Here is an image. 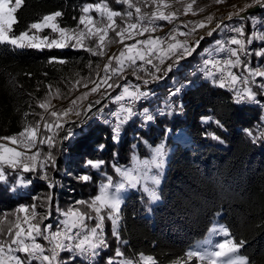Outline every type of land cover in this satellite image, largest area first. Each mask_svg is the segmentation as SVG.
<instances>
[{"label":"snow or ice","instance_id":"obj_1","mask_svg":"<svg viewBox=\"0 0 264 264\" xmlns=\"http://www.w3.org/2000/svg\"><path fill=\"white\" fill-rule=\"evenodd\" d=\"M195 2L196 0H192L184 7L185 15L191 12L192 16H196L197 12L204 11L202 8L194 9ZM216 2L219 3L220 0ZM24 3L25 0H0V45L9 46L13 50L73 48L89 52L92 56H107V63L103 66L102 75L97 65L95 78L81 77L74 83L66 81L65 83L71 85L67 94L62 93L59 87L55 88L53 93V85L49 83L48 91L37 101L38 108L43 110L41 113H35L39 120L34 124L26 122L16 134L0 136V181L7 180L5 167L10 168L13 173L17 170L22 173L39 172L41 179L49 180V166L56 167V157L52 149L57 147V139L66 140L73 136L71 129L66 128L69 122L66 118L74 115L87 120L88 114L98 105L100 107L97 112L92 114L98 115L105 124L111 125V138L116 143L119 142L124 125L133 117H140L142 124L146 125L155 121L158 115L172 116L182 113L183 103H176L172 97L178 96L185 85L170 91L168 98L153 111L147 107L137 111L136 106L154 95L148 85L164 79L174 68L179 67L181 60L190 56L199 47L204 35L199 34L198 29H206L208 36L219 32L222 37L215 41L214 48L204 50L202 53L204 58L202 64L198 66V72L212 84L232 91L235 103H259L253 85L264 90V82H258L257 79L264 78V64L253 65L252 57L254 55L257 58H264V48L253 50L249 46L254 40L264 43V29L257 27L254 17L247 18L253 21L252 30L247 33L244 23L232 26L224 23L223 19L209 27L214 19L212 15L206 16L203 20L174 24L173 22L179 19V13L165 11L169 8L166 0H136V3L132 0H117V3L127 6L123 12L113 10L107 0H100L98 3H88L80 8L79 17H73V20L77 21L75 27L63 26L60 22L64 16L63 10H53L30 22L25 29L16 32L15 25L19 23L17 13ZM257 5L264 8V0H252L236 13H229L225 19L231 20L234 15L239 16ZM142 6H154L155 10L142 11ZM93 12L95 16L92 15ZM117 18L120 23L117 22ZM160 21L167 22L173 27L166 35H151L163 27L158 23ZM225 31L230 35L224 36ZM110 32L119 38L118 41L109 36ZM146 33L149 34L147 38L138 39ZM193 35L197 38L189 43L188 38ZM178 36L185 39L179 40ZM126 40L134 42L125 43ZM116 43L123 45L119 54L113 52L112 55H108L106 50ZM49 63L65 64L67 61L51 57ZM88 67L91 69V61ZM129 70L138 83H133L128 78ZM120 81L126 83L121 84ZM80 87L87 90L71 98L70 94L78 91ZM116 89L120 91L113 96L111 93ZM93 94H98V98L90 99ZM29 96L32 94L29 93ZM57 98L68 100L69 106L63 110H56L52 100ZM105 99L118 104V108L110 111L107 117L104 110L108 105L102 104V100ZM84 101L88 103L85 105ZM45 113L50 118H46ZM31 114L24 113L23 119L27 121ZM212 119L211 116L202 117L205 123ZM71 123L79 125L82 121L77 119ZM215 124L221 129L224 128L219 120H215ZM245 132L253 143L264 137V133L255 135L251 129H245ZM61 133L64 135L61 136ZM206 135L220 143L224 142L215 133ZM144 143L150 153L149 156L141 159L139 154L134 152L130 166L113 163L111 167L119 179L114 181L112 175L105 173L97 194L90 200H77L63 211L57 207L58 217L55 226L51 222L45 223L53 219L51 196L46 197L40 204V207L45 209L43 212L37 211L36 203L19 205L15 210L14 220L9 221L6 228L3 224L8 221V216L5 215L4 221H0V264H69L70 261L75 264H96L101 252L110 247L105 232L106 222H110L112 237H115L117 242L127 244V241H121L120 233L122 206L125 201L123 194L129 190L143 193L147 197L145 211L151 212L152 208L148 205L161 198L160 185L169 152L163 141L155 146L148 144L147 141ZM44 145L48 148L46 153L41 151ZM104 147L103 144L100 145L101 150ZM113 155L115 157L117 154ZM105 163L106 161L102 159L86 161L88 167L96 170L102 169ZM79 179L88 182L92 177L84 174ZM31 183V179L26 180L20 175L11 190L16 191L17 186L26 187ZM48 187L52 188L54 184L49 182ZM144 195L141 196L142 203ZM78 205L85 207H77ZM216 215L219 216L220 213L217 212ZM217 236L223 239L213 242V237ZM244 247L245 241L237 240L228 226L214 222L202 245L193 246L186 252L185 257L175 264H191L193 259L199 264H252L248 256L241 254ZM63 253L70 255L65 257L62 256ZM105 264H156V259L152 255L140 253L138 259L134 260L126 257L117 246L114 254L106 257Z\"/></svg>","mask_w":264,"mask_h":264},{"label":"trees","instance_id":"obj_2","mask_svg":"<svg viewBox=\"0 0 264 264\" xmlns=\"http://www.w3.org/2000/svg\"><path fill=\"white\" fill-rule=\"evenodd\" d=\"M89 1L94 0H25L17 13L19 23L15 25V31L25 29L30 22L53 10H63L60 21L63 26L75 27L77 21L73 17L78 18L80 8ZM114 5L117 11L126 10L122 4ZM248 17L241 21L250 23ZM248 28L247 25L246 32ZM112 35L115 37L110 32L109 36ZM197 50L199 47L180 63L196 58ZM51 57L64 59L67 63H49ZM104 57L73 48L13 50L0 45V136L16 134L26 122L34 124L38 120L35 113L41 110L37 101L44 97L49 83L53 85V93L59 87L67 94L71 85L65 82L74 83L81 77L94 78L97 65ZM90 61L91 69L88 67ZM191 79L178 96L172 97L176 103H183L182 113L158 115L155 121L146 125L142 120L138 124L129 121L124 125L118 143L113 142L108 125L95 123L76 135L70 144L54 148L60 152L56 167L50 168L49 180H60L64 187L56 188L52 194L45 186L46 180L40 176L19 170L13 173L5 167L7 180L0 181V216L2 212L4 216H12L19 203H36L37 210L43 212L45 209L40 207L39 197L53 195L65 201L85 190L92 195L104 181V174L112 172L110 164H128L134 149L139 155H148L145 141L151 145L163 141L169 153L160 185V200L149 204L152 211L147 212L146 195L137 191L125 195L120 233L121 241H127V244L117 242L125 256L136 260L144 253L155 257L156 264H175L185 257L192 244L205 236L216 213L222 212L220 220L237 240L245 241L241 254L248 256L252 264H264V137L253 143L245 132V129H251L255 135L264 133V114L254 105L235 103L231 91L212 85L209 80ZM155 97L146 104L151 107V102L158 101L157 106L161 105L162 95ZM26 112L32 113L27 121L23 119ZM206 116L213 119L205 123L202 117ZM215 120H219L224 128L217 127ZM178 132L183 138L179 139ZM207 133H215L224 142L213 140ZM101 144L105 146L103 150ZM113 153L117 155L114 157ZM98 159L106 161L102 169L86 165V161ZM76 174H88L92 179L78 183L73 178ZM20 175L26 180L31 179L32 183L12 191ZM142 195L144 203L141 202ZM53 207L52 201V217L55 215ZM5 223L7 225L8 221ZM107 256H110L108 252L97 257L96 264H105ZM191 264H197L196 260L193 259Z\"/></svg>","mask_w":264,"mask_h":264},{"label":"rangeland","instance_id":"obj_3","mask_svg":"<svg viewBox=\"0 0 264 264\" xmlns=\"http://www.w3.org/2000/svg\"><path fill=\"white\" fill-rule=\"evenodd\" d=\"M98 2H100V0H94V1H89V2H86V3H84L83 5H82V7L85 5V4H88V3H98ZM192 2V0H166V3H168L169 4V8L168 9H165V11H178V13H179V15L180 16H183V18H186L185 20H181L180 22H187V21H189V20H203L206 16H208V15H212L213 16V18H215V17H217V16H220V17H227L228 16V14L229 13H236L238 10H239V8H242V7H244V5L245 4H247V3H251L252 2V0H220V2L219 3H217L216 2V0H196V2L193 4V8L194 9H204V11L203 12H197V15L196 16H192V14H191V12H189L187 15H185L184 13H183V9H184V7L188 4V3H191ZM107 3L109 4V6L111 7V8H113V10H116V6L114 5V3L116 4L117 3V0H107ZM133 3H136V0H133ZM117 4H119V3H117ZM142 8L143 9H148V10H151V11H153V10H155V7L154 6H152V7H143L142 6ZM262 14H264V10H262V12H261ZM92 15H96L94 12L92 13ZM223 15V16H222ZM250 16V17H254V18H256V19H259L260 17H261V14H260V12H258V13H255V14H246V16ZM246 18V17H245ZM245 18H242V17H239V18H237V16L236 15H234L233 16V18L231 19V20H229V22H227L226 24H229V25H232V24H236V25H239V24H241V23H244L245 24V26H249V28H250V23H247V22H245V21H241L242 19L243 20H245ZM225 21L227 20V19H224ZM238 20H240V21H238ZM228 21V20H227ZM117 22L118 23H120V20H119V18H117ZM160 22H163V21H160ZM179 22V23H180ZM249 28H248V30H247V32L249 31ZM182 30H185V29H182ZM202 29H198V33H200V31H201ZM205 33V32H204ZM113 36V35H112ZM195 35H193V36H191V37H189L188 39L189 40H191V38H193ZM113 38H116V37H114L113 36ZM222 37H221V34L219 33V32H216V33H214L213 34V37H211V38H205L204 37V41H202V42H200V45H201V43H202V46L200 47V45H199V50H197V52H196V58H193V59H191V60H188L186 63H180L179 64V67H177V68H175V70L170 74V76H169V78L168 79H166L165 81H162V82H159V83H157L153 88H156L155 90H153V88L151 89V90H153L152 92L154 93V95L153 96H150L147 100H144V102H142V103H140V106L138 107V109H137V111H142V109H143V107H147V108H149V110L150 111H153V110H155L156 109V107H157V105H158V101H153V102H151L152 103V106L151 107H153V109H151V107L148 105V104H146L147 102H149V100L151 99V98H153V97H155L156 96V94H161L162 95V100L160 101L159 100V104H162L163 103V101L165 100V98H167L168 96H169V92L170 91H172V90H174L176 87H180L181 85H185L187 82H191L193 79H191V77H194V75L193 74H191V75H189L188 74V76L186 77L185 76V74L187 73V71H188V69L189 68H191L193 65H194V63H195V61L198 59V58H202V53H204V50L205 49H209V48H212L213 46H215V41L217 40V39H221ZM119 39V38H118ZM177 39H179V40H183V39H185L184 37H182V36H178L177 37ZM118 41V40H117ZM119 43H116V44H113V45H111L106 51H107V53H108V55H112V49H114V47H116L117 45H118ZM198 48V47H197ZM107 56H105L104 57V59H103V61L101 62V64L99 65V72L101 73V75H102V73H103V66H104V64L107 62ZM106 60V61H105ZM105 61V62H104ZM104 62V63H103ZM129 76L131 77V78H133L134 80H135V78L134 77H132L131 76V72L129 71ZM141 75H143V73H141ZM185 76V77H184ZM190 76V77H189ZM96 77V76H95ZM94 77V78H95ZM210 81V80H209ZM210 83H211V81H210ZM212 85H214V84H212ZM171 86H175V87H171ZM91 87V85H89V88ZM87 89H84L83 87H80L79 89H78V91H76V92H73V93H71L70 95H71V98H74L76 95H78L80 92H83V91H86ZM101 91H103V89H101ZM113 93V92H112ZM98 97V94H93L91 97H90V99H92V98H97ZM156 98V97H155ZM155 100V99H154ZM151 101V100H150ZM88 101H84L83 103L84 104H86ZM52 103L55 105V109L56 110H63L64 108H67L68 106H69V102H68V100H65V99H53L52 100ZM155 108V109H154ZM41 110V112H43V110L42 109H40ZM40 112V113H41ZM45 115V117L46 118H50V117H48V114L47 113H45L44 114ZM77 117H75L74 115H72V116H69V117H67L66 119L70 122V121H72V120H75ZM38 120H39V117H38ZM141 120V118L140 117H133L132 118V120H130V121H133V122H137V124H138V122ZM68 124V123H67ZM105 125H108L109 126V128H110V130H109V134H110V136L112 137V130H111V125H109V124H105ZM41 130H42V125H41ZM264 132V131H263ZM180 132H178L177 133V136H179V139H180V137H182L181 136V133L179 134ZM183 138V137H182ZM153 146H155V145H153ZM57 148H61L60 146H59V142H58V139H57ZM22 150V149H21ZM145 150L146 149H144V152H145ZM148 150V149H147ZM146 150V151H147ZM33 151H35V149H33ZM41 151H42V153H46L47 151H48V148H47V145H44L42 148H41ZM52 152H53V155L57 158L58 156H59V153L58 152H60V151H55V149H52ZM134 152H136L137 153V151H136V149H134L133 151H131L130 152V162L128 163V164H123V165H121V166H130L131 165V163H132V155H133V153ZM169 153V152H168ZM150 155V153L148 152V155H139L140 156V158L141 159H144L145 157H147V156H149ZM112 164H110V166H111ZM119 165V164H118ZM50 168H51V166H49V169H48V174H49V172L51 171L50 170ZM111 168V170H112V172L110 173V174H108V175H112L113 176V179H114V181L115 180H118L119 179V177L115 174V172L113 171V168L112 167H110ZM164 171H165V167H164V169H163V175H164ZM34 174H36V175H38V176H40L41 174L38 172V173H34ZM81 175H84V174H81ZM81 175H74L73 176V178L75 179V181L76 182H78V183H84V181H82V180H80L79 179V177L81 176ZM163 177V176H162ZM46 181H48V180H46ZM49 181H51V180H49ZM56 183H57V188H58V190L61 188V186L62 187H64V185H63V182L62 181H60V180H58V181H55ZM16 184V183H15ZM17 187H19V186H17ZM27 187V186H26ZM26 187H24V188H26ZM98 188H99V186L98 187H96L95 188V192L92 194V195H90V192L88 193V190H85V191H80V192H78L77 193V196L76 197H74V198H66V200L65 201H60L59 200V198L56 196H53V195H48V196H53L52 197V201H53V205H54V207H53V209L55 210V215H54V217H56V219H57V217H58V213H57V211H56V209H57V207H59V209L61 210V211H63V210H66L69 206H71V205H73L74 203H75V201H77V200H90V198L91 197H93V196H95L96 194H97V192H98ZM68 190V189H67ZM131 191H136V190H129L127 193H125V194H123L124 196L125 195H127L128 193H130ZM50 193L51 192H53V191H49ZM52 194V193H51ZM48 196H46V197H48ZM46 197H39L38 199L40 200V202H42V201H44L45 199H46ZM51 201V202H52ZM158 201H156L155 203H157ZM155 203H152V204H155ZM77 207H81V208H84L85 206H82V205H78ZM220 213V215L219 216H217V215H215V217H214V219L212 220V223H211V225H210V227L208 228V230H207V232H206V234H205V236L203 237V238H201V239H199V240H197L194 244H192L189 248H188V250L189 249H191L193 246H195V245H198V244H200V245H202V242L205 240V238L207 237V235H208V231H209V229L212 227V225H213V223L214 222H218V223H222V224H224L221 220H220V218H221V216H222V212H219ZM4 218H5V216L4 217H0V221H4ZM14 220V214L11 216H8V222L9 221H13ZM90 224L91 223H94V222H89ZM8 225V224H7ZM7 225H6V223L4 222V224H3V226L6 228L7 227ZM105 232L107 233V239H108V243H109V245H110V247L108 248V249H105V250H103L102 252H101V255H103L104 253H106V252H108L109 254H110V256H112L113 254H114V250H115V248L117 247V245H118V243H117V241H116V239H115V237H112V235H111V225H110V222H106V225H105ZM223 239V237H221V236H217V237H213V242H218V241H220V240H222ZM187 250V251H188ZM196 262H197V264H199V262L196 260Z\"/></svg>","mask_w":264,"mask_h":264},{"label":"built area","instance_id":"obj_4","mask_svg":"<svg viewBox=\"0 0 264 264\" xmlns=\"http://www.w3.org/2000/svg\"><path fill=\"white\" fill-rule=\"evenodd\" d=\"M132 2H133V0H132ZM125 8H127V6L126 5H124V4H122ZM264 8H261V10L259 11V12H261L262 10H263ZM142 11H151V10H148V9H143L142 8ZM133 12H134V9H133ZM240 17V15L239 16H237V18H239ZM186 18H183V16H180L179 15V19L177 20V21H174L173 23L174 24H178L181 20H185ZM221 19H225V17L223 18V17H220V16H217V17H215L214 19H213V22H212V25H209V27H212L217 21H219V20H221ZM227 22H229V20L227 21H225L224 20V23H227ZM159 24H161V25H163V27L161 28V29H159L156 33H152L151 35H166L167 34V32L173 27V25H168L167 24V22H158ZM252 23H253V21L251 20V22H250V28H249V31L247 32V33H250L251 32V25H252ZM255 23H256V25H257V27H259V28H262V29H264V14H261V17L259 18V19H256L255 18ZM232 26H238V25H236V24H232ZM204 30L205 29H202L201 31H200V33L199 34H202V35H204V37L205 38H211V37H213V35L212 36H208L207 35V32H205L204 33ZM149 34H145V36H143V37H138V39H144V38H147V36H148ZM223 35L224 36H227V35H230V33H228V32H224L223 33ZM197 38V36H194L193 38H191V40H189V43H192L195 39ZM202 41H204V39L202 40ZM201 41V42H202ZM132 42H134V41H129V40H126L125 41V43H132ZM123 47V45H121V44H118L116 47H114V49H112V52H115L117 55L119 54V51L121 50V48ZM215 46H213L212 48H214ZM251 49H253V50H260L261 48H264V43H262V42H260L259 40H254V43L251 45V46H249ZM212 48H209V50H211ZM204 57H202V58H198L196 61H195V63H194V65L191 67V68H189L188 69V71H187V74H189V75H191V74H193L194 75V77H200V78H204L203 77V75L200 73V72H198V66H200L201 64H202V59H203ZM107 60V59H106ZM105 60V61H106ZM184 60V59H183ZM183 60H181L180 62H182ZM104 61V62H105ZM103 62V63H104ZM107 63V62H106ZM115 62H113V64H114ZM252 63H253V65H256L257 63H261V64H264V58H257V57H255L254 55H253V57H252ZM175 70V68L170 72V73H168L167 74V76L164 78V79H161V80H158V81H155V82H153V83H151L150 85H148L147 87L148 88H150V89H152L157 83H159V82H162V81H164L173 71ZM130 71V70H129ZM101 74V73H100ZM127 75H128V78L130 79V80H132V82L133 83H138V81H136V80H134L133 78H131L129 75V72L127 73ZM258 79V82H264V78H257ZM120 83L121 84H123V83H126V81H120ZM171 87H175V86H171ZM226 90H228V89H226ZM256 90H258V92H259V94H258V92L256 91ZM120 91V89H116L115 91H112L113 93H111L113 96L114 95H116V94H118V92ZM253 91H255L256 93H257V96H256V99H257V101H259V103H248V102H245L244 104L245 105H249V104H251V105H254V106H256L263 114H264V90H262V89H259L256 85H253ZM232 92V91H231ZM232 96H233V92H232ZM263 96V97H262ZM98 98V97H97ZM92 99H95V98H92ZM142 102H144V101H142ZM142 102H140V103H142ZM88 103V102H87ZM86 103V104H87ZM140 103L139 104H137V106H136V110L138 109V107L140 106ZM85 104V105H86ZM102 104H107L108 105V107L107 108H105V110H104V115H105V117H107V115H108V113L110 112V111H114V110H116L117 108H118V104H116V103H113V102H111V101H109V100H107V99H105V100H102ZM100 106L98 105V106H96L95 108H93V110H92V113H96L97 112V109L99 108ZM92 113H89L88 115H89V118L87 119V120H85L84 119V117H80V118H76L75 120H77V119H79V120H81L82 121V123H80L79 125L78 124H75V123H71V121L70 122H68V124H66V128H70L71 129V131L73 132V133H75V132H77V131H79V130H84V129H87L88 127H90V126H92L93 124H95V123H104L103 122V119H101L98 115H93ZM73 121V120H72ZM105 124V123H104ZM64 135V133H61V136H63ZM71 141V139L69 138V139H66V140H64V139H58V142H59V146L60 147H64L65 145H67V143L68 142H70ZM49 182H51V183H53L54 184V187H52V188H49L48 187V184H49ZM45 186H46V188H47V190L48 191H54L56 188H57V183L54 181V180H51V181H46L45 182ZM58 189V188H57ZM31 198H33V196H31ZM21 204H23V203H19L18 205H17V208L19 207V205H21ZM38 212H40L39 210H37ZM1 218L2 217H4V213L2 212L1 213V216H0ZM55 219H56V217H54L53 216V219L51 220V221H46L45 223H48V222H51L53 225H54V221H55ZM55 226V225H54ZM42 242V241H41Z\"/></svg>","mask_w":264,"mask_h":264},{"label":"water","instance_id":"obj_5","mask_svg":"<svg viewBox=\"0 0 264 264\" xmlns=\"http://www.w3.org/2000/svg\"><path fill=\"white\" fill-rule=\"evenodd\" d=\"M260 10H261V7L259 5H257L253 8L247 9L245 12L241 13L240 17L245 18L246 14H255V13H258Z\"/></svg>","mask_w":264,"mask_h":264},{"label":"bare ground","instance_id":"obj_6","mask_svg":"<svg viewBox=\"0 0 264 264\" xmlns=\"http://www.w3.org/2000/svg\"><path fill=\"white\" fill-rule=\"evenodd\" d=\"M222 16H223V15H222ZM204 32H207V30L205 29ZM81 131H83V130H79V131L73 133V136L70 138L71 141L68 142L67 145L70 144V143L72 142V140L76 137V135H78ZM65 146H66V145H65Z\"/></svg>","mask_w":264,"mask_h":264}]
</instances>
